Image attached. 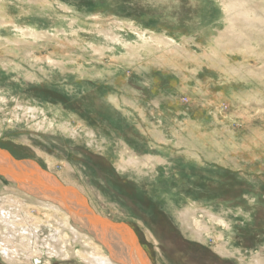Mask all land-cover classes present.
Masks as SVG:
<instances>
[{
  "label": "rangeland",
  "instance_id": "rangeland-1",
  "mask_svg": "<svg viewBox=\"0 0 264 264\" xmlns=\"http://www.w3.org/2000/svg\"><path fill=\"white\" fill-rule=\"evenodd\" d=\"M243 6L264 25L262 0ZM241 9L0 0V149L128 225L152 264H264V30ZM48 259L17 264H85Z\"/></svg>",
  "mask_w": 264,
  "mask_h": 264
},
{
  "label": "bare ground",
  "instance_id": "bare-ground-1",
  "mask_svg": "<svg viewBox=\"0 0 264 264\" xmlns=\"http://www.w3.org/2000/svg\"><path fill=\"white\" fill-rule=\"evenodd\" d=\"M262 1L264 2V0ZM220 2L224 5L227 12L231 13L241 8L244 9L243 5L246 6L247 0H220ZM249 3L252 2L250 1ZM256 9V11H260L258 7ZM243 14V17L240 16L241 13L238 16L243 21L245 18L246 24L250 26V29L253 26H258L264 30V25L261 23L263 20L259 19L260 16L258 14L249 10ZM233 27L229 28V32L233 30L231 29ZM224 35L227 36L226 34ZM236 35L238 36L239 34L237 33ZM34 111L35 108H31V112L33 113ZM64 128L67 132H71L69 134L74 138L78 135L77 132H74L75 130H71L68 126H64ZM94 135L91 131L86 132L85 136L88 138V144H93L95 141ZM152 136L157 137V135ZM7 155L10 157L11 163L6 168L9 169L10 174L13 173L17 177L16 180L19 181L20 185L12 182V185H7L6 192L0 196V257L3 261L7 264L30 263L46 254L49 258L48 262H50V257L55 256L61 259L74 257L85 264H147L142 254L136 249L117 241L115 236L109 237L105 232L90 228L87 224L79 222L71 216L69 212L67 213L64 207H70L75 212V209L80 206L71 194H47L46 196H41L35 189L31 188L34 186L31 183H43L49 187H58L59 184L64 185L55 176L49 175L50 173L42 170L33 161H18L9 153ZM6 159L8 160V158ZM128 166L138 168L139 163L134 156H129L127 161L121 165V168L127 170ZM70 170L71 168L69 167L64 168L61 175H64L65 178L62 179L73 180ZM1 179L0 183H2ZM35 195L41 196L42 199ZM33 209L45 214L46 220H43L42 216L35 217L31 213ZM75 213L77 214V212ZM48 216L55 219L54 224L47 221ZM57 222H59L58 225H55ZM43 225H48L47 227L50 228L48 232L50 233H47L48 235L41 242L39 236L45 231L42 228ZM127 238L125 235V239ZM74 244H80V248ZM257 264H263V262L257 261Z\"/></svg>",
  "mask_w": 264,
  "mask_h": 264
},
{
  "label": "water",
  "instance_id": "water-1",
  "mask_svg": "<svg viewBox=\"0 0 264 264\" xmlns=\"http://www.w3.org/2000/svg\"><path fill=\"white\" fill-rule=\"evenodd\" d=\"M6 153H7L6 151L0 149V176L10 183L15 182L18 185H20L19 181L16 180L17 177L13 175V173L10 174L9 169L6 168V166H9L11 163V159L7 155L8 153L7 154ZM6 158H8V160ZM18 161H22V160H18ZM49 175L54 176L52 174ZM31 184L34 185L31 188L35 189V191L39 193L41 196H46L47 194H52V195L71 194L72 196H74L76 202L80 206L77 209H75V212H77V214L70 207H64L67 213L69 212L70 215L73 216L75 219H77L79 222H83L87 224L92 229L95 228V230L105 232L109 237L115 236L117 241H120L121 243H124L126 246L128 245L133 249H136L138 252H140L147 264H152L148 256L140 246L137 236L135 235L133 230L124 223H114L98 215L90 207L87 199L76 188L72 186L60 185V184L58 187H49L48 185L43 183L41 184L31 183ZM35 196L42 199L41 196L38 195ZM125 235L126 237H128L127 239H125Z\"/></svg>",
  "mask_w": 264,
  "mask_h": 264
},
{
  "label": "crops",
  "instance_id": "crops-1",
  "mask_svg": "<svg viewBox=\"0 0 264 264\" xmlns=\"http://www.w3.org/2000/svg\"><path fill=\"white\" fill-rule=\"evenodd\" d=\"M69 186V185H68Z\"/></svg>",
  "mask_w": 264,
  "mask_h": 264
}]
</instances>
